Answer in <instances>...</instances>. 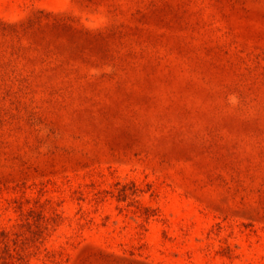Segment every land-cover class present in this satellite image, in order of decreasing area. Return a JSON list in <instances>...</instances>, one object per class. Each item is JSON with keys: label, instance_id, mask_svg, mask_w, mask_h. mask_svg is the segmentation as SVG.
I'll use <instances>...</instances> for the list:
<instances>
[{"label": "rangeland", "instance_id": "obj_1", "mask_svg": "<svg viewBox=\"0 0 264 264\" xmlns=\"http://www.w3.org/2000/svg\"><path fill=\"white\" fill-rule=\"evenodd\" d=\"M0 264H264V0H0Z\"/></svg>", "mask_w": 264, "mask_h": 264}]
</instances>
